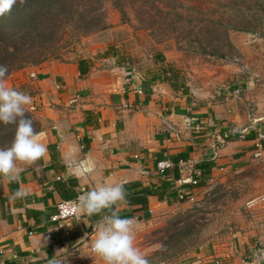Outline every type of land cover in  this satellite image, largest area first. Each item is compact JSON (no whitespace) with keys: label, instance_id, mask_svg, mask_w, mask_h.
Instances as JSON below:
<instances>
[{"label":"crops","instance_id":"crops-1","mask_svg":"<svg viewBox=\"0 0 264 264\" xmlns=\"http://www.w3.org/2000/svg\"><path fill=\"white\" fill-rule=\"evenodd\" d=\"M81 60L84 75L78 62H47L2 82L32 97L25 108L33 109L41 125L37 138L47 152L34 164L17 163L23 169L19 182L0 176V264H104L91 252L104 216L115 211L150 223L182 199L190 200L196 184L204 188L222 174L264 163V150L262 158L254 157L264 134L263 74L231 75L215 96L187 82L123 78L115 69ZM234 90L238 96H232ZM199 123L213 134H198ZM160 162L170 163L166 174L157 169ZM103 183H122L125 201L98 215L79 211L78 221L50 222L59 203ZM145 188L165 201L149 196L145 204L128 206L126 200ZM18 189L28 196L13 199ZM256 227L185 264H264V213Z\"/></svg>","mask_w":264,"mask_h":264},{"label":"rangeland","instance_id":"rangeland-1","mask_svg":"<svg viewBox=\"0 0 264 264\" xmlns=\"http://www.w3.org/2000/svg\"><path fill=\"white\" fill-rule=\"evenodd\" d=\"M214 1L185 3L195 6L201 15L193 20L190 13L187 22L176 20L172 28L184 26L179 36L170 33V21L164 22L157 15L149 25L128 11L129 19L123 22L118 11L105 2L103 31L78 38L67 29L42 64L86 59L106 70L115 69L123 78L140 79L163 62L178 72L177 82L216 96L231 75L241 71L264 75V26L254 34L231 32L232 49L224 58L205 55L203 50L209 52L205 44L207 16L211 10H223L222 6H211ZM259 162V167L222 174L210 185L198 188L190 200L174 204L150 223H136L135 246L149 264H185L206 249L229 246L238 233L257 228L264 213V200H260L264 199V163Z\"/></svg>","mask_w":264,"mask_h":264},{"label":"trees","instance_id":"trees-1","mask_svg":"<svg viewBox=\"0 0 264 264\" xmlns=\"http://www.w3.org/2000/svg\"><path fill=\"white\" fill-rule=\"evenodd\" d=\"M192 1L195 0H27L23 6L17 5L10 13L0 16V64L8 67V78L16 71L45 62L48 53L54 50L69 28L78 38L103 31L106 28L105 2L118 11L123 22L129 19L128 11L139 22L149 25L157 15L164 22L170 21L171 24L167 26L170 33L179 36L184 26L172 28L178 23L176 20L187 22L190 13L194 15L190 16L194 17L193 20L201 15L195 6L185 5ZM211 6H222L223 10H211L207 16L205 44L209 52L203 50L205 55L224 58L227 51L232 49L231 32L254 34L257 28L264 26L263 0H215ZM82 62L79 60L78 66L80 74L84 75L86 71L82 68ZM147 78L163 83L180 80L178 72L163 62ZM25 114L33 121L36 133H39L41 125L37 118L26 108ZM15 131L16 125L0 124V148L11 145ZM201 165H208L207 169L212 167L207 162ZM203 185L201 182L195 187ZM149 196L165 201L158 191L145 188L140 195L127 199L126 203L128 206L145 204Z\"/></svg>","mask_w":264,"mask_h":264},{"label":"clouds","instance_id":"clouds-1","mask_svg":"<svg viewBox=\"0 0 264 264\" xmlns=\"http://www.w3.org/2000/svg\"><path fill=\"white\" fill-rule=\"evenodd\" d=\"M27 0H0V16H4L17 6H23ZM9 74L6 65L0 64V82ZM32 103V97L13 87L0 83V124L16 125L14 139L9 147L0 148V176L9 182H19L22 168L21 162L27 165L41 160L47 147L39 142L33 127V121L26 118L25 107ZM24 189L13 193V199H24L28 196ZM125 188L122 183H103L97 185L78 197L75 204L78 210L92 216L125 201ZM136 222L134 218H122L112 211L99 223L93 242L94 252L100 256L104 264H149L146 256L135 246ZM51 264H63L61 260H53Z\"/></svg>","mask_w":264,"mask_h":264},{"label":"built area","instance_id":"built-area-1","mask_svg":"<svg viewBox=\"0 0 264 264\" xmlns=\"http://www.w3.org/2000/svg\"><path fill=\"white\" fill-rule=\"evenodd\" d=\"M33 78L35 77L34 74L31 75ZM239 92L238 90H234L232 92V96H238ZM74 101H71L70 105H72ZM33 111V109L31 110ZM196 131L198 134L200 133H205L208 132L207 134L212 135L214 131L212 130H208V128L206 127L205 124L199 123L196 125L195 127ZM235 133H238L240 135H242V132L236 130ZM262 141H264V134H260L258 137V144H257V152L254 155L255 158H262V153L264 150ZM168 168H170V163L169 162H160L157 164V169L159 170V172L164 173L165 170H167ZM78 199H74L71 201H67V202H61L57 205L56 208V213L54 214V216H52L50 218V222L51 223H56V224H66L70 221H78L81 219V215L79 213L80 210L77 209V207L75 206L76 202ZM261 201H263L264 199L260 198ZM259 202L258 200H254L251 202V204L253 203H257ZM91 252L95 253L93 250V247H91ZM4 255V250L2 247H0V258Z\"/></svg>","mask_w":264,"mask_h":264}]
</instances>
